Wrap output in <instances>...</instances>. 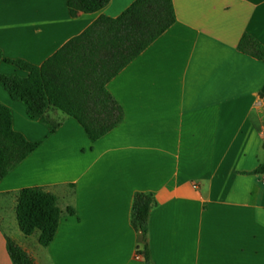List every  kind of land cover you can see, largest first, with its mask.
<instances>
[{
	"label": "crops",
	"instance_id": "obj_1",
	"mask_svg": "<svg viewBox=\"0 0 264 264\" xmlns=\"http://www.w3.org/2000/svg\"><path fill=\"white\" fill-rule=\"evenodd\" d=\"M68 1L0 0L5 58L40 66L136 0L77 18ZM173 2L176 23L108 84L124 121L95 143L58 110L49 135L0 86L14 129L43 141L0 183V264H13L7 237L35 264H145L132 225L137 193L156 199L152 264H264V173L253 174L264 164V61L238 50L244 34L264 45V0ZM11 66L0 71L26 75ZM30 187L56 195L63 212L49 247L18 224V194Z\"/></svg>",
	"mask_w": 264,
	"mask_h": 264
},
{
	"label": "trees",
	"instance_id": "obj_2",
	"mask_svg": "<svg viewBox=\"0 0 264 264\" xmlns=\"http://www.w3.org/2000/svg\"><path fill=\"white\" fill-rule=\"evenodd\" d=\"M111 0H69L71 17L98 13ZM177 21L173 0H136L116 18L100 16L82 34L68 41L42 65L7 59L0 49V64L6 62L25 76L0 71V86L12 100L25 105L29 118L56 132L60 124L48 113L58 110L75 119L88 138L97 142L124 121V111L107 86L123 69L138 58ZM238 50L264 61V45L244 34ZM43 141L31 142L13 125L12 110L0 102V183ZM264 164L253 174H263ZM156 199L151 193H137L132 208V225L141 233L138 252L145 264H152L148 241L149 220ZM74 214L73 209L68 210ZM16 214L24 235L39 232V242L49 247L59 229L63 212L56 195L41 187L22 189ZM7 250L13 264H35V260L14 240L7 237Z\"/></svg>",
	"mask_w": 264,
	"mask_h": 264
},
{
	"label": "built area",
	"instance_id": "obj_3",
	"mask_svg": "<svg viewBox=\"0 0 264 264\" xmlns=\"http://www.w3.org/2000/svg\"><path fill=\"white\" fill-rule=\"evenodd\" d=\"M260 131H261V136H262V138L264 140V123L262 124Z\"/></svg>",
	"mask_w": 264,
	"mask_h": 264
},
{
	"label": "rangeland",
	"instance_id": "obj_4",
	"mask_svg": "<svg viewBox=\"0 0 264 264\" xmlns=\"http://www.w3.org/2000/svg\"><path fill=\"white\" fill-rule=\"evenodd\" d=\"M11 67H13V66H11ZM13 69L16 70L17 68L14 67ZM17 74H20V71L17 70ZM17 74L12 73L11 75H17Z\"/></svg>",
	"mask_w": 264,
	"mask_h": 264
}]
</instances>
